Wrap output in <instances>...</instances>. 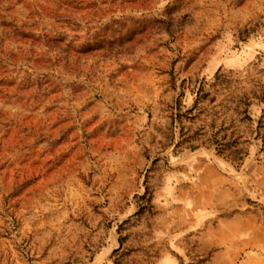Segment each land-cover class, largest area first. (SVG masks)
<instances>
[{"label":"rangeland","instance_id":"obj_1","mask_svg":"<svg viewBox=\"0 0 264 264\" xmlns=\"http://www.w3.org/2000/svg\"><path fill=\"white\" fill-rule=\"evenodd\" d=\"M0 264H264V0H0Z\"/></svg>","mask_w":264,"mask_h":264},{"label":"trees","instance_id":"obj_2","mask_svg":"<svg viewBox=\"0 0 264 264\" xmlns=\"http://www.w3.org/2000/svg\"><path fill=\"white\" fill-rule=\"evenodd\" d=\"M201 91H202V89L199 91V93ZM200 95H202V93H200ZM200 100H201V96L198 97L194 107L185 113H182L181 109L178 108L177 109L178 112H176V114H174V116H173V123L174 124H176V123L180 124L181 123L183 125L184 124V120H183L184 117H189V118L195 119L196 116H198V115H196L194 113V111L198 107V103L200 102ZM247 111L248 110H246V116L248 115ZM184 127H185V125H183V128ZM227 129H228V127L224 128V129L221 128V130H224V134L222 136H220L219 133L221 130H218L216 132L215 124L212 125V131L209 135H208V130H206V126H204V125H201L196 130H191V127H189L187 132L183 131V139H184L185 143L189 144L195 139H200V138H203L204 135H208V140H209L210 144L211 145H217V151L219 152V154L225 156L229 160L230 159L243 160V153H244L243 149H236L233 151V148L238 145L242 136L240 134L235 135L234 132L229 134Z\"/></svg>","mask_w":264,"mask_h":264}]
</instances>
